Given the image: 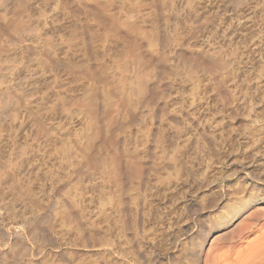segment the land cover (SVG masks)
I'll return each instance as SVG.
<instances>
[{
    "label": "rangeland",
    "instance_id": "obj_1",
    "mask_svg": "<svg viewBox=\"0 0 264 264\" xmlns=\"http://www.w3.org/2000/svg\"><path fill=\"white\" fill-rule=\"evenodd\" d=\"M0 24V264H140L136 235L169 264L177 229L264 194V0H0Z\"/></svg>",
    "mask_w": 264,
    "mask_h": 264
},
{
    "label": "bare ground",
    "instance_id": "obj_2",
    "mask_svg": "<svg viewBox=\"0 0 264 264\" xmlns=\"http://www.w3.org/2000/svg\"><path fill=\"white\" fill-rule=\"evenodd\" d=\"M237 1V0H236ZM94 7V6H93ZM217 9L219 8L218 6L216 7ZM93 12V11H92ZM94 11V15H95ZM99 12V11H98ZM97 13V12H96ZM98 15V14H97ZM96 17V16H95ZM113 17V16H112ZM100 19V18H99ZM115 19V18H114ZM104 20V19H103ZM103 22V21H101ZM1 23L2 20H1ZM104 24L108 25V27H111V30L119 32L120 27H126L128 30L130 29L127 25L122 26L121 24L119 25L116 21L105 17V21ZM1 25V24H0ZM110 29V28H109ZM5 32V31H4ZM9 33V31H7ZM6 32V33H7ZM9 36V35H8ZM18 38V37H17ZM210 60L214 58V55H210ZM198 57H192V59L196 60ZM199 59V58H198ZM211 63H209V68L211 70L216 68V64L213 61H209ZM64 65V64H63ZM66 65V64H65ZM65 67V66H64ZM107 86V85H106ZM145 89L149 90L150 89V84H146L145 85ZM103 90V89H102ZM101 90V91H102ZM224 90V89H223ZM219 88V93L223 96V100L226 99V92L223 91ZM3 94V93H2ZM228 94V93H227ZM98 97L100 99H102V103L106 109V111L108 110L109 107H111V102H109L107 100V98L104 97V95L102 96V93L99 92L98 96L97 94H94L91 102H95L98 101ZM226 101H228L226 99ZM226 103V102H225ZM224 104V103H223ZM229 104V103H227ZM225 105V104H224ZM232 108V107H231ZM229 113H232L231 109H226ZM234 111V108H233ZM225 112V111H224ZM227 112V113H228ZM236 112V111H235ZM232 113L233 115L235 114ZM258 112V111H257ZM228 113V115H229ZM231 114V115H232ZM230 116V115H229ZM234 118H236L237 116H232ZM231 117V118H232ZM234 120V119H233ZM238 121V120H237ZM107 122V120H106ZM236 122V121H235ZM110 121L108 120L107 124H109ZM105 125V129L107 131L108 129V125ZM239 126V125H238ZM263 131V130H262ZM264 132V131H263ZM261 133V132H259ZM257 134V133H256ZM264 134V133H263ZM261 135V134H260ZM258 136V135H257ZM260 137V136H259ZM258 137V138H259ZM264 137V135H263ZM257 138V139H258ZM95 145H91L90 147H88V149L86 151H89L88 153H90L92 150H95ZM120 152V149L119 151ZM260 152V151H259ZM259 152H253L255 154L254 157H260V155H258ZM261 153V152H260ZM262 154V153H261ZM263 155V154H262ZM261 158V157H260ZM118 164L123 167L128 174H130L131 176H133L135 174L136 176V172H137V167H139L140 165L138 164V166L136 165L135 161H131L130 156H128L125 151H122L120 153V155H118L116 157ZM255 159V158H254ZM253 159V160H254ZM110 160V159H109ZM146 161V160H145ZM148 161V159H147ZM135 162V164H134ZM255 162H257V160L252 161L250 163V161L248 163H246V165H244V168L248 171L246 172L245 169L244 171L246 173H249L251 170V168L253 169V167H255L257 164H255ZM111 163V162H110ZM109 163V164H110ZM147 163V162H146ZM141 164V163H140ZM144 164V163H143ZM117 165V164H116ZM118 165V166H119ZM146 164H144V168L142 169L141 167V174L142 175H148L150 169L145 166ZM119 166V167H120ZM137 168V169H136ZM241 168H243V165H241ZM139 170V169H138ZM250 170V171H249ZM116 172V171H115ZM245 173V174H246ZM118 174V173H117ZM122 175V174H121ZM139 175V174H138ZM251 175V173H250ZM264 175V174H263ZM117 176V175H116ZM130 176V178H131ZM134 176V177H135ZM249 176V175H248ZM138 177V176H136ZM247 177V175H246ZM250 177V176H249ZM117 178V177H116ZM119 178V177H118ZM117 178V179H118ZM143 178V177H142ZM254 178V177H253ZM140 179V178H139ZM119 181V180H118ZM140 181V180H139ZM138 181V182H139ZM262 181V179H261ZM143 182V180L141 179V181L139 182V185ZM192 182V181H191ZM263 182V181H262ZM122 183V182H121ZM117 185V184H116ZM119 185V184H118ZM138 185V183H137ZM210 188H213V185H209ZM208 186V187H209ZM118 187V186H117ZM128 187V186H127ZM120 189V187H119ZM125 189V188H124ZM123 190V189H122ZM128 191V189H127ZM225 191V190H224ZM264 193V192H263ZM223 194V192L221 193ZM129 195V194H128ZM260 195V194H259ZM115 196V195H114ZM119 196V194H118ZM122 196L120 199H122V201L120 200V204H119V211L121 213L120 217L123 216L125 223L130 225L131 223H134L133 221H130V217H128V210L126 211V206L128 203V198L127 197V192L125 190L121 191V195ZM229 196H231L230 194H225L224 196H222L221 200L219 201V204H222V202L224 200H228ZM113 197V196H112ZM129 197V196H128ZM140 197V196H139ZM256 197V196H255ZM131 198V197H129ZM134 198V197H133ZM128 199V200H127ZM244 199V198H243ZM242 199V200H243ZM132 200V199H131ZM230 200V199H229ZM236 200V199H235ZM115 201L116 198H115ZM114 201V202H115ZM133 201V200H132ZM110 202V201H109ZM237 202V201H236ZM129 203L131 204V202L129 201ZM133 203V202H132ZM141 203V202H140ZM139 203V204H140ZM231 203V202H230ZM233 205L235 204V202H232ZM232 203L230 205H232ZM109 204V203H108ZM115 204V203H114ZM142 204V203H141ZM252 204H256V205H252ZM213 205V204H212ZM216 205V204H215ZM228 205V204H227ZM258 205H262L264 206V194L261 193V195L256 198L252 197L251 200L249 199V201H242L240 202L239 206L236 204L233 210L231 211H226V214H224V219L223 221L218 222V224H210V223H205V221L200 219V215H197V219L196 221H192L186 225H184L183 228L179 229V231H175L170 235L169 238V243L171 245V248H169V250H175L176 246L178 245V241L180 239L181 236H186V240L184 243V249L182 252L180 253H176L174 254L171 259H170V263L169 264H264V226L262 225H257L256 222L259 220L256 218L257 216H259L258 214L262 211L261 208H257L256 206ZM134 206V205H133ZM137 206V205H136ZM226 206V205H224ZM229 206V205H228ZM118 207V205H117ZM139 205H138V209H139ZM234 207V206H233ZM254 207V209L252 210V212H250L248 215H246L245 217L242 218L243 213L248 209ZM256 207V208H255ZM212 208V207H211ZM231 209V208H230ZM137 210V209H136ZM141 210V209H139ZM138 210V211H139ZM186 210H188V213L191 215L195 214V210L192 209V207L190 206L189 209L187 208ZM198 210V208L196 209ZM225 210V209H224ZM227 210V209H226ZM142 211V210H141ZM146 211V210H145ZM194 211V212H193ZM200 212V211H199ZM116 213V212H115ZM119 213V214H120ZM145 213V212H144ZM147 213V212H146ZM187 213V212H186ZM187 213V214H188ZM225 213V212H224ZM143 214V212H142ZM141 214V215H142ZM198 214V213H197ZM202 214V213H200ZM264 214V212H263ZM132 215V214H131ZM134 215H136L134 213ZM190 215H188L187 217H189ZM191 215V216H192ZM196 215V214H195ZM194 215V216H195ZM220 215V214H219ZM238 218H242L239 223H236L237 225L234 226V223L230 224V226L228 227L229 223L231 220H233L235 217ZM119 217V218H120ZM132 217L134 218L135 216L132 215ZM143 217V216H142ZM146 216H144L143 218H145ZM203 217V216H202ZM232 217V218H230ZM191 218V217H190ZM193 218V217H192ZM118 219V218H117ZM136 222L138 223V225H142L141 222V216L140 213L138 212L137 216L135 217ZM134 219V221H135ZM203 219V218H202ZM144 220V219H143ZM142 220V221H143ZM255 222H254V221ZM257 220V221H256ZM214 221V220H213ZM130 222V223H129ZM135 222V223H136ZM194 222V223H193ZM140 223V224H139ZM134 225V224H133ZM131 225L130 227L132 228ZM138 225H135L138 226ZM123 226V225H122ZM126 226V225H125ZM258 226V227H257ZM128 226V228H130ZM134 227V228H135ZM142 227V226H140ZM220 227H224V231L218 235H216V237L214 239H212L209 244H208V238L211 235V233H214L215 231H217L218 228ZM127 228V230H128ZM129 229V231L132 229ZM139 228V227H137ZM135 228V231L136 229ZM123 229H126V227ZM126 230V231H127ZM139 230V229H138ZM125 231V230H124ZM132 236V235H131ZM134 236V235H133ZM137 236V235H136ZM136 236H134V238L132 237L129 241L131 243L130 246H132L133 248V253L135 251L136 253V257H138V259L140 260L141 263H146V258H147V254L148 251L144 249L143 244H141L140 241L136 240ZM129 237V236H128ZM130 238V237H129ZM126 241V240H125ZM145 242V241H144ZM127 243V242H126ZM125 243V245H126ZM129 243V244H130ZM128 244V245H129ZM127 245V246H128ZM117 247V245H116ZM121 248V247H120ZM129 249V247H128ZM127 250V249H126ZM132 251V250H131ZM150 252V251H149ZM169 252V251H168ZM117 253V251H116ZM129 253V251L127 252ZM134 253V254H135ZM157 253V251H156ZM156 253L151 251L150 254L148 253L149 256V261H151L150 263L148 262V264H157L159 262H157V257ZM164 253V252H163ZM166 253V252H165ZM57 254V253H56ZM59 255V254H58ZM97 256V255H96ZM129 256V255H128ZM101 257V256H100ZM121 257V256H120ZM130 257V256H129ZM60 258H61V254H60ZM63 258V257H62ZM95 258V257H94ZM105 258V257H104ZM68 259V258H67ZM97 259V257L95 258ZM100 259V258H98ZM97 259V260H98ZM136 259V258H135ZM138 259H136L138 261ZM96 260V261H97ZM134 260V261H136ZM64 261V259L62 260ZM68 261V260H67ZM95 261V262H96ZM100 261V260H98ZM163 261V260H162ZM167 261V260H166ZM94 262V263H95ZM101 262H103L101 260ZM100 262V263H101ZM115 262V261H114ZM139 262V261H138ZM169 262V261H168ZM99 263V262H97ZM95 263V264H97ZM99 263V264H100ZM137 263V262H136ZM135 263V264H136ZM140 263V264H141ZM105 264V263H103ZM160 264V263H159Z\"/></svg>",
    "mask_w": 264,
    "mask_h": 264
}]
</instances>
